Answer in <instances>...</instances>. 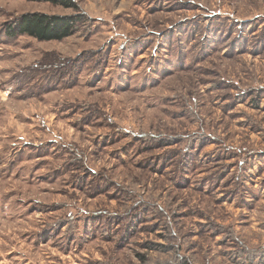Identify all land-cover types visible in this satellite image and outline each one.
<instances>
[{"label": "rangeland", "instance_id": "1", "mask_svg": "<svg viewBox=\"0 0 264 264\" xmlns=\"http://www.w3.org/2000/svg\"><path fill=\"white\" fill-rule=\"evenodd\" d=\"M70 1L0 0V264H264V0Z\"/></svg>", "mask_w": 264, "mask_h": 264}, {"label": "trees", "instance_id": "2", "mask_svg": "<svg viewBox=\"0 0 264 264\" xmlns=\"http://www.w3.org/2000/svg\"><path fill=\"white\" fill-rule=\"evenodd\" d=\"M47 2L66 8H74L70 0H26ZM75 32V18L72 16L47 15L33 12L20 15L8 28L9 36L24 35L40 42L62 41Z\"/></svg>", "mask_w": 264, "mask_h": 264}]
</instances>
